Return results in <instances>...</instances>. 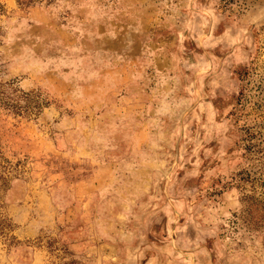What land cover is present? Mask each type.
I'll use <instances>...</instances> for the list:
<instances>
[{
  "label": "rangeland",
  "instance_id": "1",
  "mask_svg": "<svg viewBox=\"0 0 264 264\" xmlns=\"http://www.w3.org/2000/svg\"><path fill=\"white\" fill-rule=\"evenodd\" d=\"M0 264H264V0H0Z\"/></svg>",
  "mask_w": 264,
  "mask_h": 264
},
{
  "label": "trees",
  "instance_id": "2",
  "mask_svg": "<svg viewBox=\"0 0 264 264\" xmlns=\"http://www.w3.org/2000/svg\"><path fill=\"white\" fill-rule=\"evenodd\" d=\"M35 1L37 0H20V3L22 5H28ZM5 183H7V179L4 174L0 172V186H3ZM11 228L12 226L9 220L0 213V235L7 237V233L11 230Z\"/></svg>",
  "mask_w": 264,
  "mask_h": 264
}]
</instances>
